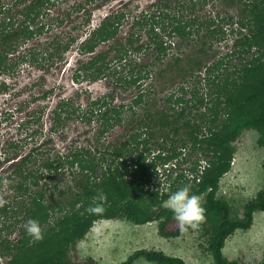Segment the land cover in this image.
<instances>
[{
    "label": "trees",
    "instance_id": "obj_1",
    "mask_svg": "<svg viewBox=\"0 0 264 264\" xmlns=\"http://www.w3.org/2000/svg\"><path fill=\"white\" fill-rule=\"evenodd\" d=\"M54 2L13 0L14 5L11 7L0 5V72L13 67L11 59L7 61V58L15 51L16 41L30 39L44 31L45 23L37 24L36 21L49 8L48 5ZM206 2L207 0H188L184 3L179 0L177 9L171 11L169 2L161 1L158 13H147L136 22L140 26L150 23L147 41H142L139 34L131 33L126 43H111L110 51L115 53L111 58L110 51L95 52V49L99 43L116 36L125 17L124 13L107 15L91 31L89 37L81 42V53L93 55L78 67L74 76V80L78 81L107 77L109 66H113L114 71L111 73L119 74V80L137 84L152 71V78L160 77L165 71H173L174 66L184 64L185 60L188 65L184 64L182 70L195 72V68H201L203 62L194 53L185 60L181 54H175L173 58L162 62L164 69L162 66L156 70L150 67L158 60L163 61L164 56L169 54L171 38H179L183 42L188 39L190 47L200 43L198 50L205 52L204 44L211 46V43L225 38V24H229V32L235 35L232 52L234 55L238 54L241 64L230 66L233 69L228 68V63L223 66L224 61H221L222 65H207L203 77L200 73L194 74L192 87L182 84L176 98L173 94L166 98L170 106L165 103L164 108L153 111L145 109L138 118L131 116L128 119L126 138L121 142L112 141L104 149L97 144L93 147L91 141L86 145L84 142L78 145L82 134L69 143L67 152H52L50 146L43 149L48 141L37 146L30 145L26 151L21 150L23 146L20 148V141L11 142L14 148L5 159L13 168L8 177L13 182L10 186L15 192L10 202L0 205V217L3 218L0 219V250L3 256L9 258L7 264H79L67 258V248L76 238L83 237L93 223L101 218L111 219L127 215L138 224L157 219L160 220L159 230L162 235L176 236L181 232L180 228L174 232L165 230L168 222L175 218L172 211L162 203L171 192L185 184H191L192 191L198 195L206 193L203 204L206 219L202 224L211 232L210 247L215 264H238L237 261L228 259L224 254V247L229 236L237 229H248L252 226L256 211H264V185L255 197L246 202L242 215L229 201L218 196V190L222 176L232 166L235 154L232 141L243 129L256 128L261 134L260 143L264 146V0H244L243 15L237 20L231 15L219 14L200 19L195 12ZM19 4H24L19 11L22 15L20 21L12 13L13 6ZM73 7L78 10L84 6L79 3ZM234 23L238 27H233ZM245 28H248L246 32ZM74 40L71 37L65 44L57 42L53 49L46 48L42 53L48 56L47 59L62 56ZM175 46L178 51L182 49L180 43ZM254 46L255 56L249 59L247 55ZM149 57L152 59L147 60ZM125 69L126 72L122 75V70ZM203 79L209 86L207 93H202L200 88ZM2 87L3 90L7 88L5 82ZM187 93L189 97L186 96ZM148 94L140 92L133 103L146 104L144 96L147 97ZM43 95L46 96L47 93ZM105 98H89L86 105H82L72 97H62L53 108V119L57 126H64L65 120L74 115L83 123L90 125L95 122L98 125L96 141L100 142L106 133L112 132L125 119V105H111ZM133 103L129 106L131 109ZM176 105L179 107L176 108ZM133 113L136 111L133 110ZM39 121L40 116L24 120L22 130L29 123ZM39 131L42 129L39 128ZM34 134L29 136L32 138ZM181 147H189V154L200 153L190 165L191 176L185 175L184 167L180 164L177 166L174 163L175 169L165 166L168 162L179 159ZM188 156L185 155L182 161H190ZM32 161L39 166L31 168ZM160 166L164 168L169 179L162 187L163 190L146 185L158 173ZM262 169L264 175V157ZM59 174H69L75 182L74 186L78 190L70 198H62L60 194H64L63 190L57 195L59 182L62 180L55 178L64 177L57 176ZM42 178L53 183L49 184L45 180L41 188L36 189ZM5 180V175L0 174V186ZM101 194L104 200L99 202L103 204V212L89 215L85 209L94 197ZM78 204L79 207H76ZM152 206L158 207V210L150 211ZM64 207H68L69 211L54 218L56 210ZM29 218L38 219L41 225L50 218L55 220L53 225L44 228L42 240L33 241L23 228L21 237L13 242L9 237L11 231L20 222L25 224ZM138 258L157 264H188L181 257L147 248L135 250L128 258L116 264H132Z\"/></svg>",
    "mask_w": 264,
    "mask_h": 264
},
{
    "label": "rangeland",
    "instance_id": "obj_2",
    "mask_svg": "<svg viewBox=\"0 0 264 264\" xmlns=\"http://www.w3.org/2000/svg\"><path fill=\"white\" fill-rule=\"evenodd\" d=\"M54 1L53 4L48 5L49 8L36 21L37 24L45 23L44 31L30 39L16 41L15 51L11 52L7 58V61L9 58L11 59L13 67L11 69H3L0 72V174L5 175L7 181L0 186V205L10 202V198L15 192L10 186L13 182L8 177L12 173L13 168L10 166V162L5 159L7 154H11L14 148L11 146V142L20 141V148L23 146L21 150L26 151L30 145L37 146L43 141H48L46 142L47 145H43V149H45V146H50L52 147V152L59 150L67 152L70 148L69 143L75 141L82 134L81 139L77 142L78 145L82 144V142L86 145L91 141L93 147H95L94 144H97L98 147L101 146V149H104L112 141L121 142L126 138L128 119L131 116L138 118L141 113H144L145 109L153 111L166 107V104L170 106L166 98L171 94L176 98L179 92L178 88L182 84L186 87H192L195 79L194 74L200 73L201 77H203L207 65H222L221 61H224L223 66L228 63V68L233 69L230 66L241 64L238 54L234 55L232 52L235 35L229 32V24H225L227 28L225 38L211 43V46L204 44L203 49L205 52L198 50L200 43L190 47L188 46V39L183 42L179 38H171L172 47L169 50V54L164 56L163 59L161 58L163 61L151 62L152 65L150 67L156 70L162 66L161 68L164 69L165 65H162V62L164 63L168 59L173 58L175 54H181V57L185 60L188 55L194 53L203 62L201 68H195V72L193 70L185 72L182 70L181 67L183 66L184 69V64L188 65L185 60L184 64L174 66L173 71H165L160 77L152 78V71L148 77L141 79L137 84H128L124 79L119 80V74L113 75L111 73V71H114L113 66H109L107 70L109 75L107 77L103 76L97 81L88 79L74 80L78 67L93 55V53H81V42L89 37L91 31L97 28L100 22L106 19L107 15L124 13L125 17L122 19V24H120L121 26L116 36L109 41L99 43L95 52L110 51L109 47L115 41L126 43L131 33H137L141 36L142 41H147L150 23L147 22L140 26L136 22L147 13H158L159 10L157 9L161 7L159 4L161 1H168L172 7L171 11H175L179 0ZM181 1L187 3L188 0ZM243 2L244 0H207L205 4L196 10L195 14L200 19L210 18L219 14L221 16L231 15L237 20L243 15ZM79 3H82L84 7L75 10L73 6ZM1 4L7 7L14 5L13 0H0ZM23 5L13 6L12 13L17 15L16 19L18 18V20L22 18L19 11ZM191 15L193 16L194 13ZM237 25V23H234L232 26L238 27ZM247 29L245 28L244 31L246 32ZM71 37H74L75 40L70 42V47L63 52L62 56L47 59L48 56L42 53V50L46 48L53 49L57 42L67 43ZM176 43L181 45L182 49L179 51L178 47L175 46L177 45ZM254 51H256V46L247 55L249 59L255 56ZM114 54V51L111 50L109 58L113 57ZM22 55L31 59L26 60ZM151 59L152 57L147 58V60ZM125 72L126 69L122 70V75ZM3 82L7 85L4 90L2 87ZM200 88L203 91L202 93H207V89H209L204 79ZM143 91L145 94L149 93V96H144L147 100L146 104H134L133 100ZM44 93H47V95L44 96ZM36 94H41V96L38 97ZM186 96L189 97V93ZM62 97H72L77 103L82 105H86L89 98L106 97L105 100L109 101L111 105H125L123 114L125 119L121 125L116 126L112 132L106 133L105 138L97 142L96 131L98 125L95 122L89 125L87 122H81L74 115L72 118L65 120L66 124L64 126H57L53 119L52 107ZM132 103L134 106L131 109L129 106ZM178 107L176 105V108ZM133 110L136 111L135 114ZM38 116L43 117L39 124L35 122L29 123L28 127L22 130L24 120H28L30 117L35 119ZM52 126L57 128L52 129ZM39 128L42 129L41 132ZM35 132L36 134H34ZM30 134H34L32 138L29 136ZM50 137L52 138L49 139ZM260 138L261 134L256 128L248 127L241 131L239 136L232 141V145L235 148L232 166L222 176L220 181L218 196L229 201L233 207L237 208L240 215L244 211L246 202L255 197L264 185L262 169L264 146L260 143ZM180 151L179 159L172 160L165 166L175 169L173 167L174 163L177 166L180 164L184 167L185 175L190 174L191 176L190 165H192V161L195 158L199 157L200 153L189 154V147H181ZM185 155H189L190 159L186 163L182 161ZM107 156L109 155L107 154ZM30 165L31 168L39 166L34 161ZM176 172L178 173V171ZM57 176L64 175L59 174ZM55 179H58V181L62 180L59 182L60 188L57 191V195L63 190L64 194H60L63 199L66 197L70 198L73 192H77L78 189L75 188V182L71 180V175L65 174L63 179L60 177ZM45 180L47 181L48 179L42 178L39 187H36V189L41 188ZM166 181H169L168 176L164 173V168L160 166L158 173H155L150 182H146V185L162 188ZM48 183L51 184L53 181L48 180ZM200 197L204 204L206 193L200 195ZM162 205L165 206L164 202ZM65 207L61 210H56L54 218H58L66 211H69V208ZM76 207H79V204ZM157 210L158 207L156 206H152L150 209L153 212ZM0 219L3 218L0 217ZM50 220L51 223H49ZM50 220L42 225L43 230L54 224L53 221L55 219L50 218ZM20 223L10 233L9 237L13 242L18 237H21L20 234L24 228V223ZM159 223L160 220L153 219L146 223L138 224L127 215H120L111 219H98L83 237L76 238L68 246L67 258L79 264H116L128 258L135 250L147 248L163 251L167 255L181 257L188 264H215L210 247L212 242L211 232L205 224H202L198 230L188 229L184 232L181 231L176 236H164L160 233ZM179 228L178 222L173 219L168 222L165 230L174 232ZM1 251L0 264H7V259L9 258L3 256ZM224 254L229 260L237 261L238 264H264V211L255 212L254 222L250 228L237 229L234 234L229 236L224 247ZM132 264L157 263L138 258Z\"/></svg>",
    "mask_w": 264,
    "mask_h": 264
},
{
    "label": "clouds",
    "instance_id": "obj_3",
    "mask_svg": "<svg viewBox=\"0 0 264 264\" xmlns=\"http://www.w3.org/2000/svg\"><path fill=\"white\" fill-rule=\"evenodd\" d=\"M7 182L6 180L4 181ZM103 194L94 197L85 211L89 215H98L103 212ZM164 205L172 211L182 232L188 229L198 230L206 219V209L203 206L200 195L192 191L191 184H185L176 191L171 192ZM51 223V220L49 221ZM26 234L33 240L39 241L44 238L43 229L38 219L29 218L24 224Z\"/></svg>",
    "mask_w": 264,
    "mask_h": 264
},
{
    "label": "flooded vegetation",
    "instance_id": "obj_4",
    "mask_svg": "<svg viewBox=\"0 0 264 264\" xmlns=\"http://www.w3.org/2000/svg\"><path fill=\"white\" fill-rule=\"evenodd\" d=\"M101 23V22H100ZM100 25V24H99ZM24 59H26V60H30L28 57H24ZM13 70H14V68H13ZM98 79H96V80H92V81H97ZM36 96H41V94H36ZM39 100V99H38ZM57 102H58V100L56 101V104H57ZM55 104V105H56ZM55 107V106H54ZM54 107H52V108H54ZM41 118L43 119V117H40V121H41ZM40 121H39V123H40ZM39 123H37V124H39ZM52 128H54L53 126H52Z\"/></svg>",
    "mask_w": 264,
    "mask_h": 264
}]
</instances>
